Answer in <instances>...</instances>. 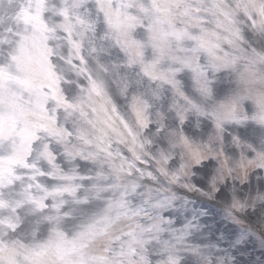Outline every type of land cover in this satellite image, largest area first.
<instances>
[{
    "label": "snow or ice",
    "instance_id": "snow-or-ice-1",
    "mask_svg": "<svg viewBox=\"0 0 264 264\" xmlns=\"http://www.w3.org/2000/svg\"><path fill=\"white\" fill-rule=\"evenodd\" d=\"M257 248L264 0H0V264Z\"/></svg>",
    "mask_w": 264,
    "mask_h": 264
},
{
    "label": "rangeland",
    "instance_id": "rangeland-1",
    "mask_svg": "<svg viewBox=\"0 0 264 264\" xmlns=\"http://www.w3.org/2000/svg\"><path fill=\"white\" fill-rule=\"evenodd\" d=\"M262 255H264V250L257 248L255 252V259L260 260L262 258Z\"/></svg>",
    "mask_w": 264,
    "mask_h": 264
},
{
    "label": "clouds",
    "instance_id": "clouds-1",
    "mask_svg": "<svg viewBox=\"0 0 264 264\" xmlns=\"http://www.w3.org/2000/svg\"><path fill=\"white\" fill-rule=\"evenodd\" d=\"M209 224H210L213 228H215V227L217 226V221H213L212 219H210V220H209ZM227 243H228L227 241H224V242H223L224 245H227ZM222 250H223V249H222Z\"/></svg>",
    "mask_w": 264,
    "mask_h": 264
}]
</instances>
